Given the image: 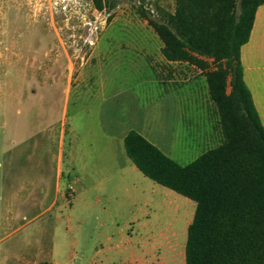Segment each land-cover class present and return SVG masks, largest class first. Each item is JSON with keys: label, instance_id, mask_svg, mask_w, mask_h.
Masks as SVG:
<instances>
[{"label": "rangeland", "instance_id": "374dc122", "mask_svg": "<svg viewBox=\"0 0 264 264\" xmlns=\"http://www.w3.org/2000/svg\"><path fill=\"white\" fill-rule=\"evenodd\" d=\"M100 1L104 5L102 10L96 8L94 0H0V238L19 226L10 240H0L1 261L4 247L11 242L22 246L29 239L30 245L26 248L29 252L36 251L37 255L41 254L40 242H47L45 235L40 241L38 227L44 219L32 218L26 189L28 172L32 174L34 162L37 181L44 172V163L46 176L52 165L54 181L53 168L59 165V131L53 130L58 129L62 113L67 112V121L80 128L94 127L91 118L94 106H91L99 96L123 79L146 76L150 65L162 63L161 42L139 15V9L160 19L174 10L175 1ZM79 108L84 109L78 111ZM96 146L99 149L101 144L74 143L75 158L88 162L83 169L77 166L80 178H87L92 184L101 180L95 188L87 183L89 196H100L101 204L117 214L111 218L117 225L116 230L127 217L134 220L136 213L143 209L149 210L151 216L156 212V230L163 246L161 256L165 260L181 259L178 264H184L186 220L192 216V200L185 204L152 192L148 193L146 203L141 199L133 202V191L121 185L122 178L116 169L100 166L91 169L90 163L104 159L101 155L98 160L92 153ZM61 167L64 178V164ZM17 181L25 184V205L11 196ZM83 182H78L77 188ZM75 214L74 210L70 213L67 230L72 244L66 245L64 237L58 238L62 242L61 254L67 253L70 264H81L76 256L90 255L101 233L90 227L78 236ZM77 237L84 238L83 247L76 244ZM17 252L23 250L14 247L15 255ZM37 264L49 262L41 259Z\"/></svg>", "mask_w": 264, "mask_h": 264}, {"label": "crops", "instance_id": "0c3cea01", "mask_svg": "<svg viewBox=\"0 0 264 264\" xmlns=\"http://www.w3.org/2000/svg\"><path fill=\"white\" fill-rule=\"evenodd\" d=\"M161 45L162 43L159 46ZM239 57L243 82L251 94L264 129V3L259 4L255 10L248 40L241 45ZM159 58L162 63L150 65L146 76L123 79L114 84L105 95L99 96L91 106H94L91 116L95 122L94 127L80 128L67 121V112L62 113L58 129L53 130L59 131V165L56 164L53 168L54 181L52 182L51 178L52 165L48 169L50 174L46 176L45 163L42 164L44 172L40 174L41 179L37 181V166L34 162L32 174L28 172L26 189L27 205L33 209L32 218L44 219L38 227L40 241L45 235L47 242H40V255L34 250L28 251L26 247L30 245L29 239L22 245L24 248L11 242L4 247L5 252L0 264H37L41 259L49 264H70L67 253L61 254L62 242L58 237H64L66 245L72 244L67 230L73 210L76 212L75 231L78 236L90 227L101 233L95 242L98 246H92L93 252L90 255L86 258L83 253L76 256L81 264L181 262V259L175 261L165 257L168 258L165 260L161 256L163 246L156 230V212L151 216L149 210L143 209L136 213L134 220L127 217L116 230L117 225L111 218L117 214L101 204L100 196H89L90 188L87 183L91 182L87 178H80L77 166L79 170L83 169L88 162L75 158L73 154L74 143L80 142L83 146L85 143L90 146L101 144L99 149L94 147L92 153L95 157L98 156V160L101 155L104 159L90 163L91 169L95 166L116 169L122 178L121 185L125 190L133 191V202L141 199L146 203L148 193L158 192L190 204V198L145 176L127 156L123 144L125 134L134 130L177 164L185 165L224 140L219 112L209 94L202 70L187 61L166 60L162 55ZM84 108H79L78 111H83ZM88 131L97 133L90 134ZM88 133L90 136H87ZM62 164L64 178L61 176ZM81 180L84 182L77 188ZM16 183L12 186L11 196L13 200L25 202V184L22 181ZM99 183L101 180L90 185L95 188ZM191 202L193 212L191 218L186 220V232L195 210V202ZM25 204L26 202L23 205ZM123 216L119 215L120 218ZM18 231L19 226L0 240H10ZM113 233L118 236L115 237ZM31 240L34 244V240ZM76 244L83 247L84 238L79 240L77 237ZM14 247L22 249L23 252H17L15 255Z\"/></svg>", "mask_w": 264, "mask_h": 264}, {"label": "trees", "instance_id": "16d2710c", "mask_svg": "<svg viewBox=\"0 0 264 264\" xmlns=\"http://www.w3.org/2000/svg\"><path fill=\"white\" fill-rule=\"evenodd\" d=\"M160 19L139 9L166 60L202 70L223 142L179 165L134 130L127 156L147 177L195 202L185 264H264V129L242 79L240 47L264 0H174ZM98 10L104 5L94 0Z\"/></svg>", "mask_w": 264, "mask_h": 264}]
</instances>
